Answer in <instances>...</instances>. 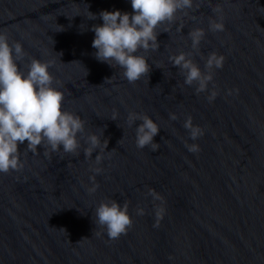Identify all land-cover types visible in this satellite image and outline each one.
<instances>
[{
  "label": "water",
  "instance_id": "water-1",
  "mask_svg": "<svg viewBox=\"0 0 264 264\" xmlns=\"http://www.w3.org/2000/svg\"><path fill=\"white\" fill-rule=\"evenodd\" d=\"M196 3L198 10L162 26L159 51L139 53L151 71L129 83L118 66L95 58L91 29L103 24L102 11L132 13L131 0H0V32L27 53L21 69L32 58L54 61L49 71L64 109L111 151L96 165L99 149L87 159L83 135L76 153L45 156L43 147L33 154L24 153L27 141L19 146L23 169L0 173V264H264V0ZM220 16L224 31L211 32L209 18ZM197 28L206 33L198 51L188 37ZM180 52H191L202 71L210 53L225 57L207 91L197 94L172 66L169 57ZM129 113L158 123V151L137 148L142 122L130 127ZM188 116L204 130L195 141L184 128ZM186 142L200 151L191 153ZM95 167L103 171L96 175ZM94 175L99 188L89 193ZM149 189L166 201L159 228L161 202ZM108 199L129 202L133 219L115 240L95 224V209Z\"/></svg>",
  "mask_w": 264,
  "mask_h": 264
},
{
  "label": "clouds",
  "instance_id": "clouds-1",
  "mask_svg": "<svg viewBox=\"0 0 264 264\" xmlns=\"http://www.w3.org/2000/svg\"><path fill=\"white\" fill-rule=\"evenodd\" d=\"M133 12L102 11L99 18L102 25H94L91 29L95 33L92 47L97 51L95 58L110 66H118L123 70L122 75L129 83H135L147 76L151 71L148 58L142 52H157L160 48L158 35L163 25H171L179 13L188 15V10L200 8V3L194 5V0H131ZM214 13L221 11L219 6L213 9ZM88 19L95 20L97 16L88 11ZM195 19V16H193ZM61 27L60 31L64 29ZM178 31L180 29H177ZM209 30L211 32L224 31L223 17L219 20L209 18ZM59 32V31H58ZM162 32H167L164 28ZM203 29H193L188 33L192 41L191 47L198 51L201 41L205 36ZM53 45L55 43L54 40ZM62 55V54H60ZM27 56L20 42L9 43L6 32H0V173H10L23 169L22 153L19 146L27 141L24 153H39L38 148H44V155L49 152L76 153L82 148L80 137H85L84 155L92 159L95 156V164L101 165L105 159L109 141H102L100 135L95 133L87 135L86 121L78 114L64 109L65 95L55 85L54 76L49 69L54 61H40L32 58L25 65L26 71L20 67ZM192 53L180 52L169 57L172 66L179 68L184 75V83L187 86L196 85L197 94L208 90L209 84L214 80V70L222 69L225 57L213 52L206 59V71H202L191 58ZM106 80V81H110ZM238 91V90H237ZM231 90L229 95H231ZM218 92L213 90L208 96L209 102H213ZM171 120L178 119L176 114H171ZM112 120H116L113 116ZM137 121L142 123L136 127V146L139 149L151 147L153 152L160 149V144L154 142L160 131V126L148 115L129 113L127 122L131 127ZM184 128L189 130L190 138L195 141L204 135V130L194 125L193 118L188 116ZM186 147L191 153L200 151L198 144H188ZM111 153V151H107ZM99 175L103 169L95 167L90 169ZM94 184L88 189L89 193H95L99 184L95 183V175L90 178ZM147 195L154 201H160L156 205L155 228L160 227V221L166 214V201L155 191L149 189ZM129 202L121 205L115 199L101 202L95 209V224L106 231L110 239H118L126 235L133 225V219L129 214ZM138 216L145 215V210L137 207ZM63 230V229H62ZM65 231V230H64ZM171 259V257H170Z\"/></svg>",
  "mask_w": 264,
  "mask_h": 264
}]
</instances>
